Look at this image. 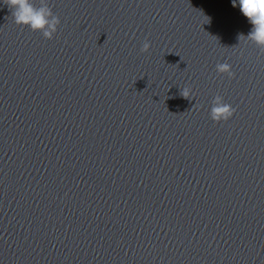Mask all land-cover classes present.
Instances as JSON below:
<instances>
[{
    "label": "water",
    "instance_id": "obj_1",
    "mask_svg": "<svg viewBox=\"0 0 264 264\" xmlns=\"http://www.w3.org/2000/svg\"><path fill=\"white\" fill-rule=\"evenodd\" d=\"M30 2L60 22L0 0V264H264V50L233 0Z\"/></svg>",
    "mask_w": 264,
    "mask_h": 264
},
{
    "label": "clouds",
    "instance_id": "obj_2",
    "mask_svg": "<svg viewBox=\"0 0 264 264\" xmlns=\"http://www.w3.org/2000/svg\"><path fill=\"white\" fill-rule=\"evenodd\" d=\"M4 2L12 10V16L17 25L28 26L32 31L43 32L45 37L52 38V32L56 31V25L60 21L53 15L51 8L47 6L36 8L30 0H4ZM233 6H238L253 26L247 38L264 50V0H238V5L236 0H233ZM150 48V42L145 41L141 51L148 52ZM216 68L219 73H226L229 78L235 77V73L227 63L217 64ZM181 95L189 98L192 95V90L184 88ZM235 111V108L224 102L222 96L217 95L213 100L211 118L216 122L228 121L233 117Z\"/></svg>",
    "mask_w": 264,
    "mask_h": 264
}]
</instances>
